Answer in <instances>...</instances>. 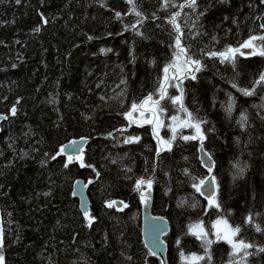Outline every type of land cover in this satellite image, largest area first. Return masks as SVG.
Returning <instances> with one entry per match:
<instances>
[{
    "label": "trees",
    "instance_id": "trees-1",
    "mask_svg": "<svg viewBox=\"0 0 264 264\" xmlns=\"http://www.w3.org/2000/svg\"><path fill=\"white\" fill-rule=\"evenodd\" d=\"M135 3L142 24L128 0H0V114L8 116L0 132L6 264H163L142 236L148 191L152 213L170 224L164 237L167 264H188L181 253L205 256L198 264H264V84L255 83L264 73V57L237 54L232 63L209 55L264 36V3L196 0L194 8L181 7L186 0H168L167 7L164 0ZM176 13L182 45L200 61V71L180 81L167 73L165 82L164 69L178 52L170 22ZM162 83L167 97L182 89L184 107L194 122L203 121L219 209L193 187L209 174L199 158L201 141L182 139L195 130L178 128L172 140L164 126L158 139L152 125L131 123L126 116L133 103L159 98ZM253 88L250 96L240 91ZM167 97L161 101L164 125L172 124V116L185 117ZM80 137L91 139L83 167L58 155L66 141ZM129 137L139 140L125 143ZM169 140L170 150L163 145ZM78 178L94 181L88 190L91 226L72 195ZM141 179L151 180V188L144 184L138 191ZM115 200L123 207H107ZM249 216L252 222L246 223ZM220 218L239 226L236 238L252 245L243 260V253L233 255L230 244L216 239L212 225ZM198 223L214 241L210 246L190 231Z\"/></svg>",
    "mask_w": 264,
    "mask_h": 264
},
{
    "label": "snow or ice",
    "instance_id": "snow-or-ice-1",
    "mask_svg": "<svg viewBox=\"0 0 264 264\" xmlns=\"http://www.w3.org/2000/svg\"><path fill=\"white\" fill-rule=\"evenodd\" d=\"M262 3H264V0H261ZM17 3H19V0H17ZM128 3L132 5V11L135 13L137 17H140L137 21V24H142L143 23V16L142 13L136 10V3L135 0H128ZM196 5V0H186L185 5H181V7H195ZM164 6H168V0H164ZM42 15V14H41ZM117 18L121 16V13L117 12L116 13ZM179 16V13H176L171 17L170 22L175 26V29L178 33L176 36V41H175V47L178 49V52L176 54V61H181V57H184V59L181 61L179 65H177L175 62L168 66L165 67L164 72H165V77L164 81L167 82L169 80V77L167 73L169 72V68H172L174 70V75L172 79H179L181 75L184 76V78H187L188 75H191L192 79H195V72L200 71V61L198 59H192L190 56L187 55V49L182 45L181 42V37L183 36V33L180 30V25L177 24L176 17ZM43 18V16H42ZM44 23H47V20L44 19ZM261 28H264V24L260 26ZM132 28L135 29L136 25H132ZM39 27L35 29V31H39ZM259 40L262 43H264V36H251L248 40H246L244 43H242L239 47L233 48V47H228L226 48L223 52H211L209 53L210 56H219L221 58V61H228V62H235V57L237 54L243 56L245 53L241 51V49H252L251 52L248 53V55H259L264 57V47H258L256 45V41ZM101 51H104V49H101ZM256 84H264V73H261L258 80L255 81ZM176 87H179V84L173 85ZM235 87V85H233ZM253 90H248V89H240L241 92L244 93V95H252L254 92ZM167 97V91H166V83H162L159 89V98L154 99L152 95H149L146 97L143 101L140 102L139 105L136 103H133L131 106V110L126 113V116L129 118L131 123H137V124H148L153 126V132L159 139V132L158 128L159 127H168L172 131V140L176 138L177 135V129L178 128H193L195 130V135L193 136H183L182 139L184 140H196L199 139L201 141V148L203 147V140L205 139L204 133L201 130V124L203 121H195V118L193 117L192 113L187 110V108L184 107L183 105V91L181 89V94L179 96H173V97H167L168 99L171 100L172 104H178L179 105V110L183 113H185V117L182 119L179 116H172L170 117L172 124L169 125H164V122L160 119L161 115L165 112V108L161 105V101L165 100ZM19 103V101H17ZM233 109V103H229L227 106V111L229 114L231 113ZM16 107L15 105L11 108L10 113L11 115L15 116L16 115ZM133 113H139V118H133ZM0 119H7L6 116L0 115ZM247 117L244 116L243 114L241 115V126H243V122L246 121ZM139 137H129L127 140H125V143H132L134 141H138ZM72 144H75L76 142L73 141L71 142ZM163 143H166L168 145V148L170 150L171 148V140L169 141H164ZM65 152V147L62 146L60 149L59 154H62ZM82 153V149L80 150ZM55 159V157H53ZM76 159L80 161L81 166L83 167V158L82 154H78L76 156ZM73 160L72 155H68V162H71ZM68 164H65V167H67ZM238 169V174L242 175L244 172V168L240 167L239 164L236 165ZM209 172H211V168H209ZM211 182L214 185L215 184V177H211ZM147 184L149 189L151 188L152 181L151 180H144L141 179L137 182V190L139 191L141 186ZM205 184L204 180H200L199 183L193 184V187L196 189L197 192H200L201 195H203L202 192V186ZM142 199H144L142 195ZM117 202L116 201H110L107 203V207L111 208L113 207ZM209 206H214L215 208L219 209L220 204L216 200L215 195L213 194L212 197L209 198ZM127 207V205H125ZM84 215L86 218H88V223L89 226H91L92 221L95 219V217L89 216V213L87 211L84 212ZM252 222V217L249 216L246 220V223H251ZM212 227L215 229V235L217 240H224L228 244L232 246V254L233 255H238L240 253H243V256L241 259L243 260V257H246L250 255V253L247 251V249L251 248L252 245L249 243H246L242 239H236L238 235L240 234V227L235 226L233 227L231 224H229L227 219L220 218L216 220ZM257 231H261L259 225L256 226ZM190 231L192 232L193 235L197 236L198 239H201L204 241V243L207 246H210L214 241L208 239V232H206L202 226V224H195L190 226ZM3 248V238H2V233H0V264H6L5 256L3 255L2 252ZM206 253H207V248H206ZM260 251H264V248L260 249ZM155 252H152V255H155ZM182 259L188 261V264H198L199 261L205 260V256H199L196 254H191L190 256H184L183 253H181ZM208 260H211V256H207Z\"/></svg>",
    "mask_w": 264,
    "mask_h": 264
},
{
    "label": "water",
    "instance_id": "water-1",
    "mask_svg": "<svg viewBox=\"0 0 264 264\" xmlns=\"http://www.w3.org/2000/svg\"><path fill=\"white\" fill-rule=\"evenodd\" d=\"M248 40V39H247ZM244 43V42H243ZM245 53L243 57L250 58L254 55H248L249 52L252 51V49H241ZM4 115L8 118L6 114H0ZM7 119H0V132H1V126L2 123ZM75 141V144H72L71 142ZM91 139L87 137H80V138H72L69 141H66L62 146L65 147V152L62 153L64 156L68 157V155H72L73 159H76V156L78 154H83L84 149L88 146ZM82 149V153L80 150ZM199 158L201 161V164L204 168H206L209 172V168H211V172H209L208 176L204 179L205 184L202 186V192L203 195L201 197L209 202V198L213 196V194L216 196L217 193V185L216 181L213 185L211 182V177H214L213 175V169H214V159L211 157V155L206 151L204 146L201 148V145L199 147ZM94 183L93 180L86 181L83 178H78L74 181L72 186V195L73 197L78 199L79 202V208L84 215V212L87 211L91 213V201L88 195V190L90 186ZM150 197H151V191H148L146 201L143 204V210H142V236L144 243L148 250L152 253L155 252L156 254L154 256L160 258L163 262V264H167L166 260V254H167V243L164 240V237L170 230V224L167 218L155 215L152 213L150 209ZM117 203L115 206L117 208L123 207V202L121 200H115ZM85 216V215H84Z\"/></svg>",
    "mask_w": 264,
    "mask_h": 264
},
{
    "label": "rangeland",
    "instance_id": "rangeland-1",
    "mask_svg": "<svg viewBox=\"0 0 264 264\" xmlns=\"http://www.w3.org/2000/svg\"><path fill=\"white\" fill-rule=\"evenodd\" d=\"M184 59V57H181V61ZM181 61H175V63L177 64V65H179L180 63H181ZM168 75L172 78L173 77V75H174V70L171 68V69H169V72H168ZM183 77V75H181L180 76V78L178 79L179 81H180V79ZM177 80V79H176ZM137 116H138V118H139V113H137ZM161 119V118H160ZM158 132H159V134H160V127L158 128ZM163 145L165 146V143H163ZM144 194V198H146L145 196V193H143ZM230 224V223H229ZM214 231H215V229H214ZM237 239V238H236Z\"/></svg>",
    "mask_w": 264,
    "mask_h": 264
}]
</instances>
